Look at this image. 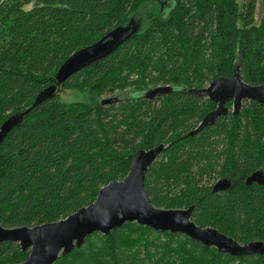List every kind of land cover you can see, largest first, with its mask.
Here are the masks:
<instances>
[{
    "label": "trees",
    "instance_id": "trees-1",
    "mask_svg": "<svg viewBox=\"0 0 264 264\" xmlns=\"http://www.w3.org/2000/svg\"><path fill=\"white\" fill-rule=\"evenodd\" d=\"M169 1L174 7L166 15ZM256 2L0 0V130L56 84L59 68L74 54L132 19L139 28L60 87L87 93L92 103H63L54 94L6 135L0 225L34 228L64 220L122 181L137 152L165 145L145 180L156 208L193 206L197 226L241 245L264 242V187L245 184L264 166V105L246 102L234 116L229 103L227 116L188 136L216 110L191 91L231 78L237 65L244 82L264 85V11L256 24ZM158 87L172 91L147 99ZM110 98L118 102L104 106ZM224 178L233 187L214 193ZM29 254L16 243L0 244V264H21ZM56 264H264V256L233 257L184 235L129 223L109 236H89Z\"/></svg>",
    "mask_w": 264,
    "mask_h": 264
},
{
    "label": "water",
    "instance_id": "water-1",
    "mask_svg": "<svg viewBox=\"0 0 264 264\" xmlns=\"http://www.w3.org/2000/svg\"><path fill=\"white\" fill-rule=\"evenodd\" d=\"M138 30L136 21L132 19L126 28L116 30L92 48L83 49L70 57L59 68L56 84L44 90L30 109L14 115L2 126L0 144L12 129L24 122L32 109L60 91V87L75 74L99 58L116 51ZM171 91V87H158L148 91L146 98L155 100ZM191 93L209 100L217 105V108L204 117L200 125L188 135L189 137L199 134L227 116L230 111L227 106L229 103H232L234 116L240 113L244 102L254 101L264 105V85L251 86L244 82L239 65L235 67L231 78L216 79L208 87ZM117 102V98H110L103 100L102 104L105 106ZM166 148L165 145H160L149 151L137 152L129 173L122 181L112 182L104 187L93 204L64 220L34 228L7 229L0 225V244L16 243L23 252L29 251V257L21 264H56L61 255L70 254L75 248H80L89 236L94 234L109 236L126 224L137 223L155 232L184 235L206 247L215 248L220 253L233 257L264 256V242L241 245L216 229L197 226L192 220L193 206L188 209L165 210L156 208L152 204L145 187V180L147 173ZM245 184L264 187V166L248 176ZM232 187L233 182L224 178L216 182L212 191L227 192Z\"/></svg>",
    "mask_w": 264,
    "mask_h": 264
},
{
    "label": "rangeland",
    "instance_id": "rangeland-1",
    "mask_svg": "<svg viewBox=\"0 0 264 264\" xmlns=\"http://www.w3.org/2000/svg\"><path fill=\"white\" fill-rule=\"evenodd\" d=\"M237 2L241 6L245 2V0H237ZM168 6L169 8H166V12H165L166 15L169 14L173 9L174 3L169 1ZM154 8H156V6L153 4L146 7V10H151ZM263 11H264V0H257L255 15H254L256 24H258V21L261 18ZM56 94L59 96L60 101H62L63 103H73V102L92 103V99L87 93H82L77 91H64L61 89ZM151 238L160 239L161 241L164 240L162 236L151 235Z\"/></svg>",
    "mask_w": 264,
    "mask_h": 264
},
{
    "label": "bare ground",
    "instance_id": "bare-ground-1",
    "mask_svg": "<svg viewBox=\"0 0 264 264\" xmlns=\"http://www.w3.org/2000/svg\"><path fill=\"white\" fill-rule=\"evenodd\" d=\"M92 47H93V46H91V47H89V48H92ZM244 103H246V102H244ZM156 161H157V160H156ZM156 161H155V162H156Z\"/></svg>",
    "mask_w": 264,
    "mask_h": 264
},
{
    "label": "flooded vegetation",
    "instance_id": "flooded-vegetation-1",
    "mask_svg": "<svg viewBox=\"0 0 264 264\" xmlns=\"http://www.w3.org/2000/svg\"><path fill=\"white\" fill-rule=\"evenodd\" d=\"M215 107L217 108V105Z\"/></svg>",
    "mask_w": 264,
    "mask_h": 264
}]
</instances>
